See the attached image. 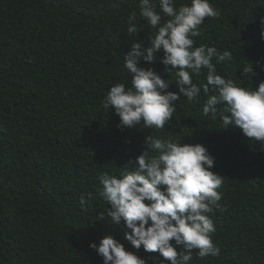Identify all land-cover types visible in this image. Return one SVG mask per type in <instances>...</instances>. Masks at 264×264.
Listing matches in <instances>:
<instances>
[{
  "label": "trees",
  "instance_id": "trees-1",
  "mask_svg": "<svg viewBox=\"0 0 264 264\" xmlns=\"http://www.w3.org/2000/svg\"><path fill=\"white\" fill-rule=\"evenodd\" d=\"M139 3L0 0V264H103L89 243L104 235L148 264L153 256L162 258L133 249L124 239L130 230L123 222L99 219L108 208L100 175H118L134 162L149 134L204 145L214 157L211 170L223 177L216 189L221 208L208 214L220 254L199 258L193 250L190 264H264V144L239 128L223 129L219 112L215 120L203 116V91L192 102L181 95L163 129L120 127L119 116L102 106L110 86H130L123 55L131 43L147 47L155 35ZM153 3L159 11V0ZM188 3L174 0L176 7ZM209 3L219 15L204 19L194 47L230 51L231 61L213 57L217 74L255 88L264 80V0ZM131 11L137 13L136 34L127 32ZM154 55V63L140 66L151 67L178 92L176 70L164 69L162 51ZM249 62L255 74L243 79L239 66ZM206 73L204 68L192 74L193 83H206ZM89 195L83 211L80 197Z\"/></svg>",
  "mask_w": 264,
  "mask_h": 264
},
{
  "label": "clouds",
  "instance_id": "clouds-1",
  "mask_svg": "<svg viewBox=\"0 0 264 264\" xmlns=\"http://www.w3.org/2000/svg\"><path fill=\"white\" fill-rule=\"evenodd\" d=\"M139 14L155 35L149 37L147 47L131 43L123 55L124 67L131 74L130 86L113 84L102 101L103 108L119 116V126L142 124V128L163 129L181 95L192 102L203 91L207 95L203 116L211 115L215 120L219 112L223 129L239 128L249 140L264 144V80L255 88L226 80L217 74L211 61L213 57L218 62L231 61V52L204 45L194 47L193 37L200 35L204 19L219 15L209 0H190L179 7L174 0H159V11L153 0H140ZM136 18V11L127 17L130 34L138 33L133 23ZM260 25L264 39V17ZM159 51L163 52L160 63L164 69L176 70L178 92L169 90L171 82L151 67L140 66V61L154 63V54ZM204 68L206 83H193L192 74L199 76ZM239 68L243 79L255 74L252 62ZM210 89L215 94L208 95ZM219 105H223L222 110ZM144 144L135 161L125 164L118 175H100V195L108 208L107 215L101 214L99 219L107 217L117 225L123 222L130 230L125 231L124 239L133 249L142 247L147 253L160 254L162 258L151 257L152 264H190L193 250L199 258L218 256L220 248L211 238L215 227L208 215L221 208L222 193L216 189L223 177L211 170L214 157L200 143H180L149 134ZM91 199V195L80 197L83 211H87L85 205ZM89 247L102 257L103 264H148L111 235L102 236L98 243L90 242Z\"/></svg>",
  "mask_w": 264,
  "mask_h": 264
}]
</instances>
